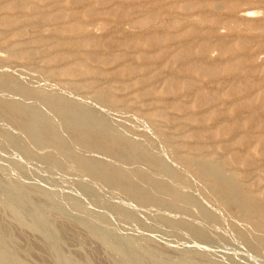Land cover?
<instances>
[{
  "label": "rangeland",
  "instance_id": "obj_1",
  "mask_svg": "<svg viewBox=\"0 0 264 264\" xmlns=\"http://www.w3.org/2000/svg\"><path fill=\"white\" fill-rule=\"evenodd\" d=\"M0 22V264H264V0H0Z\"/></svg>",
  "mask_w": 264,
  "mask_h": 264
},
{
  "label": "bare ground",
  "instance_id": "obj_2",
  "mask_svg": "<svg viewBox=\"0 0 264 264\" xmlns=\"http://www.w3.org/2000/svg\"><path fill=\"white\" fill-rule=\"evenodd\" d=\"M67 22V21H66ZM1 23V22H0ZM28 24V23H27ZM191 33V32H190ZM196 36V35H195ZM158 41V40H157ZM162 41V40H161ZM186 42V41H185ZM159 43V42H158ZM156 44V43H155ZM169 46V45H167ZM200 87V86H199ZM197 89V88H196ZM177 97V96H176ZM127 148V147H125ZM114 149V148H113ZM120 151V150H119ZM124 155V154H123ZM127 158V157H126ZM203 162V161H202ZM200 166V165H199ZM200 169V167H199ZM200 175L206 179L208 182H210L211 184H216L217 186H220L222 188H225L227 191L232 192L236 189H238V184L236 183L237 187L235 186V184L231 181L232 179L228 180L224 177L221 176L220 171H219V167L214 166L213 164H211V162L209 161H205L204 165L202 166V169L200 170ZM206 182V181H205ZM224 190V191H226ZM231 194V193H230ZM229 196V195H228ZM255 197V196H254ZM225 198V197H224ZM238 199L235 203L236 206L241 207L245 210L246 215L252 217L256 214H260V209L261 206H263L259 201L255 200L254 198H252V196H248L245 194H233V196H231V199ZM227 199V198H226ZM259 199V198H258ZM240 209V208H239ZM264 214V213H263ZM34 245V244H33Z\"/></svg>",
  "mask_w": 264,
  "mask_h": 264
}]
</instances>
